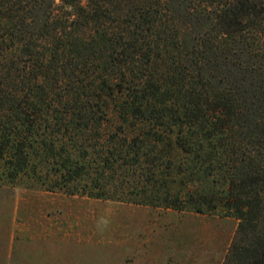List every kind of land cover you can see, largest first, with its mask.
<instances>
[{
  "label": "trees",
  "instance_id": "trees-1",
  "mask_svg": "<svg viewBox=\"0 0 264 264\" xmlns=\"http://www.w3.org/2000/svg\"><path fill=\"white\" fill-rule=\"evenodd\" d=\"M0 168L233 216L264 264V0H0Z\"/></svg>",
  "mask_w": 264,
  "mask_h": 264
},
{
  "label": "rangeland",
  "instance_id": "rangeland-1",
  "mask_svg": "<svg viewBox=\"0 0 264 264\" xmlns=\"http://www.w3.org/2000/svg\"><path fill=\"white\" fill-rule=\"evenodd\" d=\"M238 224L0 177V264H223Z\"/></svg>",
  "mask_w": 264,
  "mask_h": 264
}]
</instances>
